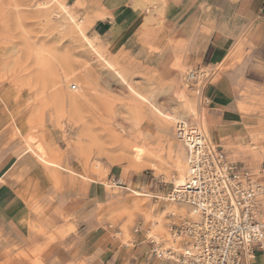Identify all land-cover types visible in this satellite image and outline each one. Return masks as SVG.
Returning a JSON list of instances; mask_svg holds the SVG:
<instances>
[{
	"label": "rangeland",
	"instance_id": "rangeland-1",
	"mask_svg": "<svg viewBox=\"0 0 264 264\" xmlns=\"http://www.w3.org/2000/svg\"><path fill=\"white\" fill-rule=\"evenodd\" d=\"M143 1L151 12L153 0ZM86 26L72 0H0V166L12 167L11 180L31 189L28 201L49 222L31 226V237L44 240L29 246L0 232V264H45L56 244L65 245L71 233L86 237L87 230L94 233V264H170L137 250L148 248L149 236L165 247L182 243H173L170 225L188 218V209L165 199L180 179L178 160L182 178L187 173V151L175 136L181 119L264 182V80L239 92L241 122H222L200 104L209 71L186 67L179 41L174 57L158 56L159 48H150L156 57L111 51ZM191 71L198 78L188 81ZM74 191L78 226L65 209H49L67 205Z\"/></svg>",
	"mask_w": 264,
	"mask_h": 264
},
{
	"label": "crops",
	"instance_id": "crops-1",
	"mask_svg": "<svg viewBox=\"0 0 264 264\" xmlns=\"http://www.w3.org/2000/svg\"><path fill=\"white\" fill-rule=\"evenodd\" d=\"M143 3V0H72V5L79 4L81 14L86 16L90 34L111 51L133 49L140 50L141 55L156 57L159 52L150 48H159L158 56L166 53L174 57L173 44L179 41L183 64L210 73L200 89V104L211 114L219 115V121L240 123L239 92L264 80V0H153L151 12ZM224 65L229 68L222 70ZM3 168L0 166V232L7 236L8 242L21 246H29L32 240L43 241L42 235L31 237V226H46L49 223L46 216L34 212L28 201L31 189L11 180L12 167L6 171ZM92 189L91 184L89 190ZM89 190L86 204L87 199H92ZM78 197L74 191L68 196L67 205L53 203L49 209H65L71 215V223L78 226ZM48 212L45 214L54 215ZM54 223L63 225L61 220ZM64 241L65 245L56 244L54 254L45 257V264H94L93 232L87 230L83 238L77 232L71 233ZM68 245L70 250L59 251V246ZM137 253L139 257H148L144 246ZM255 263L264 264V252L257 255Z\"/></svg>",
	"mask_w": 264,
	"mask_h": 264
},
{
	"label": "built area",
	"instance_id": "built-area-1",
	"mask_svg": "<svg viewBox=\"0 0 264 264\" xmlns=\"http://www.w3.org/2000/svg\"><path fill=\"white\" fill-rule=\"evenodd\" d=\"M197 78V71L187 74L188 81ZM175 136L187 151V173L165 199L185 206L189 217L170 225L173 243L182 240L179 247H165L149 236L147 255L175 264H256L264 252V182L246 165L229 160L194 123L178 120ZM122 183L114 179L115 185ZM142 229L137 224L134 232Z\"/></svg>",
	"mask_w": 264,
	"mask_h": 264
},
{
	"label": "bare ground",
	"instance_id": "bare-ground-1",
	"mask_svg": "<svg viewBox=\"0 0 264 264\" xmlns=\"http://www.w3.org/2000/svg\"><path fill=\"white\" fill-rule=\"evenodd\" d=\"M190 74H193V73H190ZM79 94H80V93H79ZM72 96H73V95H72ZM75 96L77 97V95H75ZM73 97H74V96H73ZM76 97H75V98H76ZM72 100H73V99H72ZM74 100H75V99H74ZM105 110H106V109H105ZM110 112H111V111H110ZM193 112L196 113L195 110H193ZM169 119H170V118H169ZM169 119H167V120H169ZM167 123H168V122H167ZM39 150L42 151L43 149H39ZM42 154L44 155V156H43L44 158L41 157V156H42L41 154H40V155H41L40 157L43 158L44 160H46L47 158H45V157H46L47 155H46L44 152H43ZM178 159H179V158H178ZM47 160H48V159H47ZM136 165H137V164H136ZM138 167H139L138 169H140L142 166L139 165ZM176 167H177V170L180 172V179H179V180H175L176 185L178 186V185L182 184V182L184 181V178H182V175H183V173H184V164L182 163V161L178 160V161H177V164H176ZM134 169H136V168H134ZM134 169H133V170H134ZM186 171H187V170H186ZM166 209H167V208H166Z\"/></svg>",
	"mask_w": 264,
	"mask_h": 264
}]
</instances>
